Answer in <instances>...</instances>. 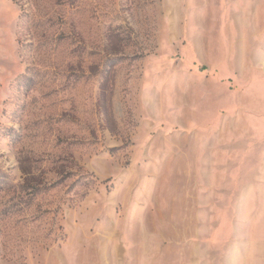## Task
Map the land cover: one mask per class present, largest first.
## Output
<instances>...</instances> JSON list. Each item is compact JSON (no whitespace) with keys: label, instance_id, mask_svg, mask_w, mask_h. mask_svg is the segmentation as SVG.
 Segmentation results:
<instances>
[{"label":"rangeland","instance_id":"rangeland-1","mask_svg":"<svg viewBox=\"0 0 264 264\" xmlns=\"http://www.w3.org/2000/svg\"><path fill=\"white\" fill-rule=\"evenodd\" d=\"M0 264H264V0H0Z\"/></svg>","mask_w":264,"mask_h":264}]
</instances>
